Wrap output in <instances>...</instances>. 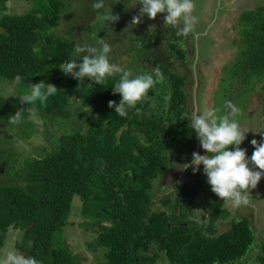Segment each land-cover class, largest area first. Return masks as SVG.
<instances>
[{
    "label": "trees",
    "instance_id": "trees-1",
    "mask_svg": "<svg viewBox=\"0 0 264 264\" xmlns=\"http://www.w3.org/2000/svg\"><path fill=\"white\" fill-rule=\"evenodd\" d=\"M24 1L33 3V7L24 14L11 15L7 13L8 0H0V80L16 84L15 77H23L11 102L4 106L0 99V122L10 123L11 116L23 109L25 118L20 129L29 136L31 118L40 119L49 128L51 120L69 119L68 107L74 102L82 105L76 104V112L86 109L85 128L60 135L43 158L24 160L14 180L0 184V249L11 231L19 232L22 238L16 241L15 250L34 256L39 264H81L78 255L59 241L69 222L73 200L78 197L81 216L88 221L80 227L95 236L86 245L88 251H106L101 264H234L241 260L249 264L250 256L256 264H264V241L258 242V232L247 216H236L228 230L218 232V223L230 216L221 210L226 201L218 198L204 204L212 208L207 222L199 225L190 219V205L197 193L204 191L205 182H190L186 176L173 186V197H157L169 174L173 172V179L180 170L171 156L183 155V168L190 172L193 168L187 165L198 145L187 121L192 111L186 67L194 65L196 56L194 48L188 51L181 46L186 37L172 27L159 35L153 23L155 35L149 38L153 45L148 47L143 41L137 50H129L136 54L148 51L164 81L149 90L127 116H120L109 107L110 101L118 104L121 99L111 88L119 76L104 85L93 84L88 78L80 84L60 68L71 58L74 46H92L87 42L86 22L71 13V4L66 5L65 0ZM67 14L77 17L70 33L51 34L49 31H56L62 23L71 24ZM103 24L99 39L110 37ZM237 34L234 59L222 68L217 89H224L225 108L236 99L242 105L234 106L243 110L249 97L258 91L264 135V6L239 15ZM115 50L110 56L117 55ZM76 62H81L80 58ZM41 80L60 89L59 94L45 105L37 103L38 115L29 117L33 105L21 102L19 97L29 93L28 85ZM0 150L2 163L6 150ZM256 188L258 192L260 187ZM155 205L163 209L155 210Z\"/></svg>",
    "mask_w": 264,
    "mask_h": 264
},
{
    "label": "rangeland",
    "instance_id": "rangeland-1",
    "mask_svg": "<svg viewBox=\"0 0 264 264\" xmlns=\"http://www.w3.org/2000/svg\"><path fill=\"white\" fill-rule=\"evenodd\" d=\"M94 0H65L66 5L71 4L70 11L76 16H79V21L86 22L88 26V38L87 42L92 46H96L99 40V27L103 26L104 21L100 12L103 10L93 9ZM131 0H106V7L112 8L113 15L119 17L115 22H110L109 27L105 30L110 31V37L104 39L112 47L110 54L115 53L117 55H111V62H114L127 70H130L133 74L139 75L143 70L155 68V63L151 60L149 52L139 54L129 53L132 47H136L135 50L142 46L145 41L147 46L151 47L154 41L149 38L154 37L153 21L155 19H149L147 15L141 17L139 24L133 25V17L140 15L141 5L137 4L135 7H128ZM194 10L193 15L199 16L193 30L190 32L189 37L185 38L181 42V46L189 51L194 48L195 58L193 60L194 65L186 67V73L188 75V85L186 87L188 93V105L192 111L194 108L201 110H219L217 115H223V109L228 113L230 108H225L223 102V91L221 87L218 88L221 79L223 77L222 68L229 65L234 59L235 50L239 42L237 34L238 17L245 10H252L258 6H264V0H193ZM8 14L21 15L30 10L33 7V3H27L24 0H8L6 3ZM131 15L128 18V14ZM161 13L157 15V21L160 20ZM70 17L68 14L66 18ZM76 18L70 17V25L62 23L61 27L56 31L51 29L49 32L54 35L59 33L61 35H67L73 29ZM68 22V23H69ZM156 24V23H155ZM161 29L158 28V34L164 35L171 27H166L165 22L160 25ZM161 30V31H160ZM164 37V36H163ZM137 39V41H135ZM161 39V38H160ZM162 41V40H161ZM163 43V42H162ZM163 45V44H162ZM119 49V50H118ZM118 50V52H116ZM137 52V51H136ZM128 53L130 55H128ZM194 53L189 54V61L192 60ZM139 56V57H138ZM139 62V63H138ZM140 64V65H139ZM190 71H188V69ZM185 70V69H184ZM184 70L180 72H184ZM145 72V71H144ZM17 95L16 84L8 82L6 80H0V99L4 106H6L12 99L11 96ZM10 96V97H9ZM234 99V98H233ZM234 102L237 107H240L241 103ZM76 104L72 103L68 107L69 119L68 120H51L49 128L46 127L40 119L31 118L33 125L31 134L25 136L21 132V125H14L9 122H0V149L6 150V156L4 162L0 163V184L10 183L15 178V173L22 168L24 160L30 158L40 159L43 158L46 153L50 152L54 148V141L62 134H71L84 125L83 120L86 116L85 108L84 113L76 112ZM233 104V105H235ZM244 104V103H243ZM78 105H81L79 103ZM242 105V104H241ZM82 106V105H81ZM239 113L234 117L239 123L240 127L248 131L245 134V140L240 145L241 148L246 149L247 156L250 158L254 152V147L251 144L253 139L258 142H264V135L261 131V115H260V101L258 98V91L249 97L248 102L245 104V108L240 109ZM243 111V112H242ZM238 119V120H237ZM85 127L83 126V129ZM197 136V135H196ZM198 138V137H197ZM231 149V146H230ZM196 153L204 155L205 151L202 149L200 141L198 139V145L195 149ZM3 151L0 150V153ZM172 162L178 167L173 179V172L169 174L168 179L165 181L164 187L157 191V197L162 198L165 196L173 197L176 194L173 186L179 185L178 181L189 177L190 182H196L202 184L201 192L197 193L196 200L193 204L196 207V212L192 213L191 219L196 221L199 225L204 223L206 212L201 211L200 202L202 204L213 203L219 197L215 193H211V186L207 182V177L203 174V166H200L198 172L188 171L187 168H183L182 162L184 161L183 155H172ZM5 161L7 165L5 166ZM251 167V165H250ZM253 170H258L253 168ZM185 173H190L189 175ZM179 175V176H178ZM260 188L257 192V188L250 189L248 194V207L246 204L239 205L243 216H247L250 219L257 221L258 227H254L255 232H261L258 234V242L264 241V177L259 181ZM174 189V190H173ZM208 191V192H207ZM180 192V189H179ZM173 195V196H172ZM253 196L255 198H253ZM255 199L256 201H252ZM229 204L230 208L238 207L236 205H230L225 202V206ZM223 205V206H224ZM81 202L78 197L74 198L72 204V212L69 218L67 226L64 228L62 235L59 237V241L63 244H67L69 249L81 260V264H101L104 263L105 249L95 248L94 251H88L87 243L94 241V235L91 232L83 230L80 225L81 223L88 222L81 216L80 212ZM200 206V207H199ZM222 206V207H223ZM155 210L163 209L162 206L155 205ZM168 213L169 211L166 210ZM200 212L203 214H200ZM200 222V223H199ZM11 231V230H10ZM11 234L5 240L3 247L0 249L4 252V256L9 250L12 244ZM250 256L248 261L249 264H256L253 262ZM243 260L236 264H243Z\"/></svg>",
    "mask_w": 264,
    "mask_h": 264
},
{
    "label": "clouds",
    "instance_id": "clouds-1",
    "mask_svg": "<svg viewBox=\"0 0 264 264\" xmlns=\"http://www.w3.org/2000/svg\"><path fill=\"white\" fill-rule=\"evenodd\" d=\"M137 4L141 5L140 15L133 17V25L139 24L144 15H147L149 19H155L158 14L167 13L164 17L165 26L176 28L179 35L187 37L197 22V17L193 15V0H131L128 7H135ZM92 7L95 10H103L100 15L105 27H109L110 22L119 19L118 16L113 15L111 5L110 8L106 7V0H94ZM111 51V45L104 38H100L96 46L77 44L74 46L71 58L66 64L60 65V68L65 75H70L80 84H83L85 78H88L93 84L104 85L109 79L119 76L118 82H115L111 88L113 95L119 94L121 99L118 104L115 101H110L109 107L114 109L118 115L127 116L128 110L136 108L137 104L147 97L149 90L157 84L163 83L164 77L157 67L150 72L133 76L130 70L111 62ZM76 58H80L81 62L77 63ZM15 82L20 85L23 82V77L17 75ZM28 88L29 93L22 95L19 99L27 105H33L29 110V117L38 115V110L35 107L37 103L47 104L51 98H55L59 94L60 90L45 80L30 84ZM228 107L230 112L226 115H217L219 111L217 109L194 108L192 110L187 119L188 127L196 133L205 154L192 153V160L187 167H192L193 172H198L202 165L203 174L207 177L212 192L222 200L238 206L232 209L235 212L238 211L235 217H239L241 213L239 205L246 204L248 207L249 190L255 189L258 182L264 177V142H258L255 139L251 141L255 150L249 158L246 149L240 147L248 131L243 130L234 119L240 110L230 103ZM24 118V111L20 109L11 116L10 123L21 124ZM253 168L258 170L254 171ZM193 204L190 205V208L192 213H195L196 207ZM200 205L205 206L199 207L201 211L207 213H204L206 216L203 220L207 222L212 208L202 202ZM227 206L229 207V204ZM227 206L224 205L221 210L226 212ZM225 221L228 219L226 218ZM225 221H220L217 227L220 229L221 224ZM21 238L19 232L13 233L11 250L3 258H0V264H39L34 256L15 250L14 245Z\"/></svg>",
    "mask_w": 264,
    "mask_h": 264
},
{
    "label": "flooded vegetation",
    "instance_id": "flooded-vegetation-1",
    "mask_svg": "<svg viewBox=\"0 0 264 264\" xmlns=\"http://www.w3.org/2000/svg\"><path fill=\"white\" fill-rule=\"evenodd\" d=\"M246 11V10H245ZM167 14H163V15H160V20H158L157 21V18H156V20H155V22L154 23H156V26L158 27V28H160L161 29V27H160V25L163 23L164 24V17L166 16ZM199 19V16H197V20ZM257 187H260V184H259V182H258V184H257ZM211 193H212V190H211ZM231 205V204H230ZM228 210H234V209H232V208H234V207H232V208H230V206L228 207H226ZM227 210V211H228ZM231 211V212H232ZM229 212V211H228ZM231 212H229V214H230V216L227 218L228 219V221H225V222H223L222 224H221V228L219 229V231H221V232H224V229H226V230H228V228L230 227V225H231V223H232V220H234V218H235V215H237V213H238V211L237 212H235V211H233V213H231ZM242 214H244L243 212L242 213H240L239 214V219L240 218H242L243 217V215ZM249 218V217H248ZM249 220H251L250 222L252 223V227H253V229H254V227H258L259 225L257 224V221H256V223H255V219L254 220H252V219H250L249 218ZM220 232V233H221ZM258 234H261V232L259 233L258 232Z\"/></svg>",
    "mask_w": 264,
    "mask_h": 264
},
{
    "label": "crops",
    "instance_id": "crops-1",
    "mask_svg": "<svg viewBox=\"0 0 264 264\" xmlns=\"http://www.w3.org/2000/svg\"><path fill=\"white\" fill-rule=\"evenodd\" d=\"M4 254V252L3 251H1V253H0V258H3V256L1 257V255H3ZM6 255V254H5Z\"/></svg>",
    "mask_w": 264,
    "mask_h": 264
},
{
    "label": "water",
    "instance_id": "water-1",
    "mask_svg": "<svg viewBox=\"0 0 264 264\" xmlns=\"http://www.w3.org/2000/svg\"><path fill=\"white\" fill-rule=\"evenodd\" d=\"M160 200H158V202H159Z\"/></svg>",
    "mask_w": 264,
    "mask_h": 264
}]
</instances>
